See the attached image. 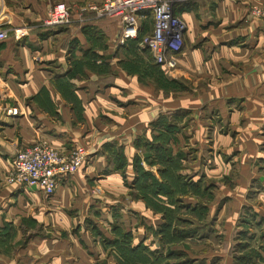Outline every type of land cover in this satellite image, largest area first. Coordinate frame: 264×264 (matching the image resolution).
Listing matches in <instances>:
<instances>
[{
	"label": "crops",
	"instance_id": "obj_1",
	"mask_svg": "<svg viewBox=\"0 0 264 264\" xmlns=\"http://www.w3.org/2000/svg\"><path fill=\"white\" fill-rule=\"evenodd\" d=\"M57 1L69 6L73 23L47 28L43 22ZM93 1L98 0H0V26L9 29L0 41V231L12 226L14 192L63 219L60 213L67 209L81 215L89 209L90 215L108 207L123 210L112 195L131 189L133 159L143 153L135 142L141 138L195 146L191 177L196 181L205 172L209 182H220L219 192H235L240 208L264 218V22L251 13L264 0L175 1L174 12L187 31L171 74L197 83L180 96L156 88L149 75L152 58L135 40L121 43L117 20L83 11ZM170 125L174 133L166 129ZM39 140L62 152L84 144L90 154L88 166L64 179L51 197L5 184L17 151ZM110 145L123 148L125 173L106 171ZM232 175V187L222 184ZM92 182L103 187L100 196ZM230 195L225 197L231 200ZM131 199L133 211L152 224L144 202ZM110 214L104 213L111 228ZM65 223L71 224L68 218Z\"/></svg>",
	"mask_w": 264,
	"mask_h": 264
},
{
	"label": "rangeland",
	"instance_id": "obj_2",
	"mask_svg": "<svg viewBox=\"0 0 264 264\" xmlns=\"http://www.w3.org/2000/svg\"><path fill=\"white\" fill-rule=\"evenodd\" d=\"M59 2L60 1H57L53 4ZM147 22L150 23V19H147ZM3 28L6 27L3 26ZM6 30H8L9 36V29L6 28ZM152 62L153 61L150 59V80L152 78L154 79L155 86L158 90L165 92L171 91L173 94L180 96L182 91L191 92L196 88L194 86L197 84L196 79L193 77L186 82H182L180 78H173L171 73L175 69L169 72L166 71L164 67L156 65L155 74H153ZM140 73L143 79L147 78L146 70L141 69ZM199 84L202 85L203 82L201 81ZM176 95L174 97H176ZM161 136H163V134ZM191 146L172 144L171 147L173 148V154L181 157L174 169H177V167L179 168L181 164V172L188 173L187 175L192 176V172H194L195 169L194 160L196 152H191L195 150V146ZM161 147L160 149H155L150 146H143V153H140V155H142V162L147 165L152 172L154 171L153 173L155 175L157 174L156 176L158 178L161 176L160 172H163V170L169 166L167 157L161 156L167 145L164 144ZM146 155L150 156L152 165L147 164L145 161ZM88 163H86V167ZM203 166L205 165L203 164ZM186 167H188L189 170L185 171ZM205 174L204 172L200 183H198L196 187H201L203 192H206V190L208 192L206 186L210 182ZM233 178L235 177L225 178L221 180V182L224 185L232 187L233 184L231 179ZM218 183L220 182L214 183V187H210L209 189V192L211 191L214 193V198L209 203L211 212L207 220H201L198 213L192 209H188L187 211L183 210L178 215L173 212L175 218L179 216L182 218L181 222L174 219L176 222L175 225L179 230L196 228L197 230H203L206 235H194L187 239H179V242L173 245H171V243L168 245V242L175 240L174 238L169 239L168 242H160L159 239L155 237L154 241L152 240L153 238H149L145 241L146 244H150L152 248H161V250H159L161 253L153 257L152 264H185L189 257L193 260L190 264H235L234 257L231 255V249L234 244L231 233L236 229L243 207L240 208L238 206V200H233V198L236 197L235 192L233 193L229 189H226L225 192H219L218 187H216ZM5 184H7V181ZM8 185L10 184L8 183ZM91 186V190L100 196L99 189L103 188L100 186V183L97 185V183L92 182ZM196 187H194V190L197 192L199 188ZM125 190L127 191L126 193L112 195L115 200H120L116 207L119 208L120 203H124L123 210H113L111 207H108L104 213L109 214L110 212V217L114 219L117 224H121L124 218L127 222L126 226L133 229L135 243H137L142 240L147 233L143 225L145 219L141 216V213L133 211L130 206L131 204L129 202L132 200V197L134 198L133 191H131V189ZM194 190H189L190 193L188 192V195H195ZM18 193L14 192V197L11 200L12 208L9 218L13 222L12 226L6 225V227L0 231V253L1 256H3L2 253H5L6 264H151L147 260L141 259L144 257H134L129 252L128 258H125L122 252L115 250L111 244L106 243L101 236H97V233H94L96 232L94 228L97 224L101 229L105 228L107 231L111 230L109 224L105 220L107 215H104V213L102 214L101 210H97L93 215H90L91 210L89 209L87 214L83 212L81 215L78 209H62L63 211L60 213V216L63 215L71 222V224H67L65 223V218L57 217V211L42 208L40 206L41 204L28 200L26 197L22 199L18 198ZM228 194H232L230 195L231 200L225 197ZM109 195L110 194H108V196ZM153 205L155 206V204ZM223 206H225V208H222ZM157 208L159 207L157 206ZM247 208L250 209L248 206ZM238 210L239 214L236 218L234 215ZM163 211L164 210H161L160 214L154 213L151 210H146L145 212L150 216V221L153 224H159L161 220L164 219V215L161 213ZM53 212L55 214H52ZM115 212L119 215L117 218L114 216ZM248 214L249 211H246L244 217L254 222L252 218L248 217ZM86 215L91 217L89 218ZM85 217L87 218L84 220L83 218ZM128 218L131 220H128ZM101 222L105 224L106 227H104L105 225L103 224L102 226L100 224ZM139 228L141 231H139ZM250 228L255 234L252 240L247 241L250 247L239 249L237 252L239 254H242V252L243 254L252 252L254 255V252L256 253V251L261 250L264 255V220L261 221L259 225L252 224ZM175 231L177 230H174V232ZM170 250H177V252L176 254L170 253ZM258 257L259 256H254V260L249 264H261L263 261L259 260ZM1 258L3 259V257ZM121 259L123 261H121ZM197 260L203 261L197 262ZM0 264H3V260L0 261Z\"/></svg>",
	"mask_w": 264,
	"mask_h": 264
},
{
	"label": "built area",
	"instance_id": "obj_3",
	"mask_svg": "<svg viewBox=\"0 0 264 264\" xmlns=\"http://www.w3.org/2000/svg\"><path fill=\"white\" fill-rule=\"evenodd\" d=\"M175 1L98 0L86 4L83 11L91 13L95 19L117 20L121 25L119 39L122 44L128 40H139V49L148 51L155 63L170 72L178 65L177 55L183 50L187 31L185 20L174 12ZM251 13L264 22V6L254 7ZM148 17L152 20V27L145 30L143 23ZM72 23L71 9L65 2H59L51 5L43 26L57 28ZM7 37L8 30L1 25L0 41ZM89 155L84 144L62 152L39 140L17 151L6 181L23 189H36L51 197L64 179L89 162Z\"/></svg>",
	"mask_w": 264,
	"mask_h": 264
},
{
	"label": "trees",
	"instance_id": "obj_4",
	"mask_svg": "<svg viewBox=\"0 0 264 264\" xmlns=\"http://www.w3.org/2000/svg\"><path fill=\"white\" fill-rule=\"evenodd\" d=\"M147 19H150V23L147 22ZM147 19L144 20L143 23L145 26V30H148L151 27L152 23L150 17H148ZM135 42L138 45L139 40H135ZM144 53H147L149 57L152 58L148 51H144ZM151 61H153V59H151ZM156 65L158 64L154 61L151 63L153 74H155ZM162 119L163 118L159 119V124H162ZM166 129L174 133V127L172 125L167 126ZM165 143H163V141H161L160 139H157L154 142H149L147 140H142L141 138L138 139L137 142H135V145L138 149L141 150H144L143 146H150L155 149H160L162 148L161 146ZM166 145L167 147L165 148V151L163 150V154L161 156L167 157L169 166L165 168L163 172H160V178H158L152 171L146 170L142 164V158L139 155H136L133 159V170L135 172V175L129 185L131 189L135 186L136 192H133L135 199L144 202L147 209L157 214H160V211L164 210L163 212H161L162 215H164V219L161 220V223H143L147 233L143 237V239L137 243H135L133 229L127 227L125 225V221H123L122 223L120 222L121 224H117L116 221H113V223L111 224L109 235L103 232L98 224L94 228L96 231L94 233H97V236H101L102 239L105 240L106 243L111 244V246H113L115 250L122 252L123 255H125V258H128V255L130 253L134 257H144L141 259L147 260L149 263H151L153 261V257L161 253L159 252L161 248H152L150 244H146L145 241L149 238H158L160 242H168L169 239L174 238L175 240L168 242V245H170L169 243L173 245L179 242V239H187L194 235H206L204 234L205 232L203 230H197L196 228L179 230L175 225L176 222L174 219H177V221L181 222L182 218L180 216L178 218H175L173 216V212L178 215L183 210L187 211L188 209H192L198 213V216L201 220H207L211 212L209 203L214 198V193L211 191L209 192V189L210 187H214V183L212 182L211 184L210 182L207 184L206 188H208V192L207 190L206 192H203L201 187H196L198 186L197 184L200 183V180L202 178L200 177L195 181L194 178L191 177V175H187L188 173L181 172V164L179 165V168L177 167V169H174L181 157L175 156L172 152L173 148L169 147L167 143ZM107 150L110 156L108 158V167L106 171L109 172L115 170L125 173L128 167V161L126 156L124 155L123 148H117L113 145H110L107 146ZM145 161L147 162V164L152 165L150 156L146 155ZM194 187L199 188L197 192L194 190ZM189 190H194L195 195H188L190 193ZM153 204H155V206ZM157 206L159 208H157ZM246 211H249L248 217L252 218L255 223L249 221L248 218L244 217ZM114 216L117 218L119 215L117 212H115ZM263 220L264 218L255 214L252 209L243 207L241 216L236 225V229L231 233L234 241L231 249V255L234 257L235 264H249L254 260V256H259L258 259L263 261L261 264L264 263V255L262 254L261 250L256 251V253L254 252V255L252 254V252H247V254H243L242 252L243 255L237 252L239 249L250 247L247 241L252 240V238L255 236L250 227L252 226V224H261V221ZM174 230L177 231L174 232ZM105 242L104 244L106 245ZM176 252L177 250H170V253L176 254ZM121 261L123 260L121 259ZM191 261L193 260L189 257L186 260L185 264H190ZM198 261L203 260H197V262Z\"/></svg>",
	"mask_w": 264,
	"mask_h": 264
}]
</instances>
